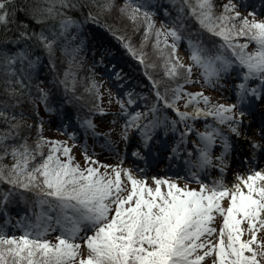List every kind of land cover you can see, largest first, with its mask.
Wrapping results in <instances>:
<instances>
[{"label":"snow or ice","instance_id":"1","mask_svg":"<svg viewBox=\"0 0 264 264\" xmlns=\"http://www.w3.org/2000/svg\"><path fill=\"white\" fill-rule=\"evenodd\" d=\"M169 4L175 16L168 7L162 8L166 20L160 26L153 19L155 5L147 0H124L119 5L116 0H91L98 11L89 8L85 20H98L99 14L116 9L134 29L143 28L137 47L130 37L118 34L119 29L104 25L145 69L156 67L145 63L144 49L151 40L164 77L158 79L145 70L151 97L146 92L110 93L119 106L114 115L122 119L120 138L127 148L129 134L135 135L131 156L147 167L150 160H178L183 155L188 178L196 180L198 187L165 176L149 178L146 167L122 166L124 157L118 164H102L88 152L86 143L81 145V165L66 141L40 135L39 123L31 143L27 135L21 138L24 121L11 109L20 106L24 97L32 102L33 70L44 54L55 70L56 44L61 38L59 51L67 66L53 82L65 94L75 91L83 67V58L77 57L84 40L80 37V43L68 46L79 35L80 22L66 10L86 5L78 0H0V91L5 96L0 100V121L5 125L0 128V184L6 185L0 187V208L15 197L28 204V212L15 225L9 219L0 224V264H264V168L238 172L231 183L224 178L233 148L230 136L239 137L244 117H251L252 110L264 102V18L238 11L245 7L239 0H226L219 9L214 0H169ZM21 13L41 27L30 28L18 18ZM49 20L55 24H48ZM186 20L196 25L187 35ZM72 27L77 32L68 37ZM180 41L186 45L188 63L178 55ZM37 47L40 55L33 54ZM110 67L120 80V71ZM193 69L197 79L192 77ZM233 71L238 75L230 84L232 103L214 101L203 89L184 87L200 79L212 88L223 87L220 82ZM88 73L79 77V83L99 101L102 82L94 78L91 66ZM253 79L259 83L250 86ZM41 83L36 82L37 98L46 111H54L48 108L49 89ZM142 101V110L135 107ZM180 101L185 110L178 106ZM94 110L106 111L98 103ZM209 117L212 122L203 130L194 127L196 121ZM81 125L94 138L103 136L104 144L111 147L113 129L107 134L96 132L90 117ZM169 133L176 136L174 142H169ZM191 133L196 139L189 147ZM67 135L75 141V132ZM245 139L252 152L264 153V121ZM217 144L220 151L213 156ZM5 158L11 162L4 163ZM212 167L220 174L201 179ZM27 193L32 194L31 200ZM9 227L19 228L20 234H7ZM52 232L54 240L45 238Z\"/></svg>","mask_w":264,"mask_h":264},{"label":"trees","instance_id":"2","mask_svg":"<svg viewBox=\"0 0 264 264\" xmlns=\"http://www.w3.org/2000/svg\"><path fill=\"white\" fill-rule=\"evenodd\" d=\"M79 4L86 5L82 8L69 9L66 10L68 15L72 16L76 20L80 22L79 35L77 36L75 41H70L69 47L72 46L73 43H80V37H83L84 45L79 53L77 59L83 58L82 60V69L78 70V82L75 87V91H70L65 94L62 86H58L53 82V78H59L62 75L63 68L67 66V59L61 58L59 46L63 43V38H61L56 44V59L55 64L56 68L53 70L48 65V57L46 54L42 56L41 62L37 65L36 69L33 70V80L31 86V95L32 102H29L27 97L23 98V103L17 108L11 109L14 114L19 115V118L24 121V125L20 129V136L23 138L27 135L29 143H31L36 136V124H40L41 115L45 112H53L57 115L61 114L65 118H75L79 120H84L87 117L92 118L96 111L94 110V105L97 103L100 107L105 106V99L103 95V90L101 91L102 84L100 86V98L99 101L95 100L94 97L85 92L83 90V86L79 83V77H87L88 69L91 66L93 70L94 78L96 79L95 69L99 64H104L106 67L114 70L112 65L115 68H118L121 77L123 78L121 82H124L127 85V91H135L136 93L146 92L148 96H152L150 82L147 77L144 75L145 70L152 73L158 79H164L163 71L159 64V59L155 56L151 40L146 43L145 53H146V64H155L156 67L145 69L140 65L135 58L128 53L122 46L118 39L113 36L112 32L104 27V25H111L114 29H119V33L124 35L125 38H131L134 45L139 46L140 40L138 37L142 35L143 28L140 27L139 30H136L132 27V25L125 20H121L118 18V12L116 9H113L112 12H105L103 14H99L98 20H85V16L91 8L92 11H98L94 7L91 6V0H78ZM124 0H116V4L119 5L123 3ZM147 3L150 5H155L151 8V10L155 13L154 17H158L159 21L166 20L165 16L162 14L161 9L164 7H168L170 11H172V16H175V11L171 9V5L169 4V0H147ZM216 4V1L214 0ZM219 9V8H218ZM19 19H25L29 24L30 28L39 29L41 25L34 24L32 21L27 20L26 17L21 13L18 17ZM50 25H54L55 21L49 20L47 22ZM186 24L190 25V28L184 33L187 35L191 31V27H196L195 22L192 20H186ZM131 26V29L128 31H132L133 37L137 39H133L132 35L126 31L128 27ZM160 26V25H159ZM74 32H77L75 27L69 29L67 36L71 37ZM49 38L51 35L49 34ZM170 39V38H169ZM211 39V38H209ZM218 39V38H217ZM252 47L254 45L250 43ZM42 50L38 47L33 52L34 55H40ZM17 67H19L17 65ZM194 72V71H193ZM192 72V77H193ZM41 81L43 83L40 84V87H47L49 89V101L48 108L54 109V111H46L45 105L40 102L37 98L39 93L36 91V82ZM99 81V80H98ZM27 83V81H25ZM120 85V84H119ZM2 88V85H0ZM77 97H80L77 99ZM5 96L0 91V100H4ZM33 103L35 107H33ZM21 111L24 113L20 115ZM34 120V125L31 128L26 127L28 120ZM5 125L2 121H0V128H3ZM40 135H43L40 131ZM45 136V135H43ZM47 137V136H45ZM52 138V137H49ZM58 140V139H57ZM12 143L13 141H8ZM46 152V148H45ZM11 161L8 158H5L4 163H10ZM0 187L6 188V185L0 184ZM26 197L28 200L32 199V194L27 193ZM7 212V215L10 216L13 220H16L21 214H25L28 212V204L22 202L19 197H15L13 202L4 205L0 208V214H4ZM33 211L35 209L33 208ZM52 235H47L45 238L54 240L55 237L51 238Z\"/></svg>","mask_w":264,"mask_h":264},{"label":"rangeland","instance_id":"3","mask_svg":"<svg viewBox=\"0 0 264 264\" xmlns=\"http://www.w3.org/2000/svg\"><path fill=\"white\" fill-rule=\"evenodd\" d=\"M215 1H216L217 8H220L224 3H226V0H215ZM256 1L257 0H255L253 4H250L249 2H247V0H239V2H242L245 5V7L238 8L237 10L241 11L244 14H247L250 11L249 9H251V11L255 13V18L257 19L264 18V5L263 3L256 4ZM258 1L262 2L264 0H258ZM233 2L236 3L238 2V0H233ZM250 2H252V0ZM118 18L121 20L128 21L127 19L122 17L119 13H118ZM154 20L156 22V25L159 26L160 21L158 17L157 18L154 17ZM130 29H131V26L128 27L126 31L129 33L132 32V31H128ZM130 34L132 35L133 39H137L133 37V33H130ZM140 39H141V35L138 37V40ZM241 40H243V38H241ZM177 52L182 62L187 63L188 53L186 50V45L184 44V46H182L181 44L180 46H178ZM195 72H197L196 69H195ZM112 73H113L112 71L108 72L103 67L102 63L99 65L98 69H95V74L97 77L96 80H99L102 82L101 91L102 90L104 91L103 92L104 99L110 111L105 112L101 116L97 117L95 121L93 122L96 125V129H97L96 132L98 133L107 134L108 129H113V131L110 134V139L112 141L111 147H108L104 144V138H102L101 136L98 138H94L90 131L88 132L84 131V136H81L80 132L78 131L76 132V130L81 129L82 125H78L76 129L74 125L72 126L71 121L69 122L64 121V120L56 121L54 117L48 113L41 115V118L39 121L40 126H41V133L47 137H52L54 139L56 138L58 140L66 141L71 146V151H72V154L75 160L79 161L81 165H83V155H82V149H81L82 144L86 143L88 147V152L90 154L94 153L98 161L102 162V164H107V165L121 163V160L119 159L120 155L124 154V152L127 151V148L129 146L135 147L136 137L134 134L132 133L129 134V143L127 144V148L125 147V141H121V138L119 135L122 119L120 115L118 114L114 115V113L119 112V106L116 103L115 98L113 96H110V93H115L118 96H122L116 84L118 83L121 86H123L124 82H121V80L123 79L122 77L120 80H117L115 76L114 79L112 80L113 81L112 84H110L108 82V79L105 78L104 76L107 75L109 78H111L113 76ZM232 79L234 81V77H232ZM220 83L223 84V87L217 86L216 88H212L208 85H205L202 79L199 80V85L205 86L207 88L208 93L206 94L212 97L214 101L224 99L225 101L232 103L233 102V90L231 89L230 84L225 83L224 80H222ZM258 83L259 81H256L255 79L251 80L250 86L251 84H258ZM193 88L194 86L191 85L188 87V90H192ZM105 89H107V91H105ZM200 103H201V106H203V102L201 101ZM135 107L141 108V110L143 109V106L140 103H137ZM130 110H135V109L130 108ZM113 121H115V123H113ZM29 124L33 125L34 120H30V121L28 120L27 125ZM73 132L76 133L75 141H73V139L67 135V133H73ZM192 135H194V133H191L188 136H192ZM173 136L174 134L169 133L168 139ZM169 142L171 141L169 140ZM235 145L236 144H234V146ZM129 163H130V160L126 158V160L122 161V166H129ZM161 167L163 168L168 167V163L162 164ZM161 167H157V168L160 169ZM259 168H264V164L258 166L257 169ZM100 170L104 171L103 167H101ZM147 175L149 178L152 175L165 176L166 178H171V179L176 180V182L180 185L187 184L189 187H198V183L196 182V180L195 182H193V180L190 178L189 184H188V183L182 182V177L180 175L169 176L165 173H148ZM207 175H208V178H211V177L217 176V173H215L214 171H211L209 174H206L204 176L207 177ZM194 183H197V185H194ZM18 229L19 228L17 227H11V229L9 230L15 233L16 231H18ZM258 235L260 234L258 233Z\"/></svg>","mask_w":264,"mask_h":264},{"label":"bare ground","instance_id":"4","mask_svg":"<svg viewBox=\"0 0 264 264\" xmlns=\"http://www.w3.org/2000/svg\"><path fill=\"white\" fill-rule=\"evenodd\" d=\"M224 101V99H221V100H219V102H223ZM263 160H264V158H262ZM224 178H225V181L226 182H228L229 180L232 182L233 180L230 178L229 179V177H228V174H226V172L224 173ZM230 182V183H231Z\"/></svg>","mask_w":264,"mask_h":264}]
</instances>
